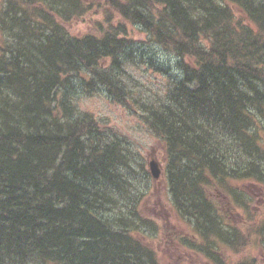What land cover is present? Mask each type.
<instances>
[{
	"label": "trees",
	"instance_id": "trees-1",
	"mask_svg": "<svg viewBox=\"0 0 264 264\" xmlns=\"http://www.w3.org/2000/svg\"><path fill=\"white\" fill-rule=\"evenodd\" d=\"M2 1L0 264H161L138 236L152 221L123 167L126 149L79 110L74 87L128 101L129 24L179 62L164 96L140 112L163 144L175 212L208 256L249 239L264 254V222L246 233L213 197L244 207L238 183L264 187V0H107L119 18L109 14L99 34L66 27L85 0Z\"/></svg>",
	"mask_w": 264,
	"mask_h": 264
},
{
	"label": "rangeland",
	"instance_id": "rangeland-1",
	"mask_svg": "<svg viewBox=\"0 0 264 264\" xmlns=\"http://www.w3.org/2000/svg\"><path fill=\"white\" fill-rule=\"evenodd\" d=\"M85 2L87 12L66 22V27L72 34H99L108 27L105 18H109V14L114 20L119 18L107 0ZM4 8L5 4L0 0V11ZM234 12L241 22L249 24L242 10L234 7ZM129 30L136 44L133 48L134 61L126 66L124 74L128 101L122 102L120 96L112 94L105 86L91 95L83 94L80 80H75L74 87H77L79 96V110L90 112L104 122L126 149L128 161L123 167L133 180L132 191L140 190L136 194H141V212L152 221L151 227L138 236L156 253L161 264H264L263 250L253 239L235 247L233 244H226L214 249L216 257L208 256L206 250L197 246L201 243L200 237L175 212L168 193V180L165 176L167 159L163 144L143 120L140 112L142 103L150 102L149 97H163L174 75H179L178 58L164 47L152 44L148 34L140 26L129 24ZM3 40L4 36L0 33V53ZM72 86L70 84L68 88L72 90ZM134 96L136 98H130ZM152 158L159 162L161 169V175L157 179L150 173L149 162ZM238 184L249 197L246 206H236L232 202L233 198L218 190L213 197L225 211L226 220L240 226L247 233V230L257 228L264 222V187L248 181ZM147 189L148 193L145 195ZM183 238L187 241L183 242Z\"/></svg>",
	"mask_w": 264,
	"mask_h": 264
},
{
	"label": "water",
	"instance_id": "water-1",
	"mask_svg": "<svg viewBox=\"0 0 264 264\" xmlns=\"http://www.w3.org/2000/svg\"><path fill=\"white\" fill-rule=\"evenodd\" d=\"M150 170L154 178H159L161 175V169L157 160L152 159L150 161Z\"/></svg>",
	"mask_w": 264,
	"mask_h": 264
},
{
	"label": "bare ground",
	"instance_id": "bare-ground-1",
	"mask_svg": "<svg viewBox=\"0 0 264 264\" xmlns=\"http://www.w3.org/2000/svg\"><path fill=\"white\" fill-rule=\"evenodd\" d=\"M23 62H24V61H23ZM62 131H63V130H62ZM51 143H52V142H51ZM25 146H26V145H25ZM18 149H19V148H18ZM66 160H67V159H66ZM66 164H67V163H66ZM69 166H70V165H69ZM49 168H50V167H49ZM65 168H66V167H65ZM44 169H45V167H44ZM66 169H67V168H66ZM89 175H90V174H89ZM52 178H53V177H52ZM92 178H93V177H92ZM94 180H95V179H94ZM94 180H93V181H94ZM112 193H113V192H112ZM77 195H78V194H77ZM85 196H86V195H85ZM84 200H85V198H84ZM84 200H83V201H84ZM86 200H87V199H86ZM86 200H85V201H86ZM85 201H84V202H85ZM73 202H74V201H73ZM77 202H78V201H77ZM89 202H90V201H89ZM80 203H81V202H80ZM0 205H1V204H0ZM83 205H84V204H83ZM86 206H87V205H86ZM86 208H87V207H86ZM56 217H57V216H56ZM34 226H35V225H34ZM4 239H5V238H4ZM4 241H5V240H4Z\"/></svg>",
	"mask_w": 264,
	"mask_h": 264
}]
</instances>
